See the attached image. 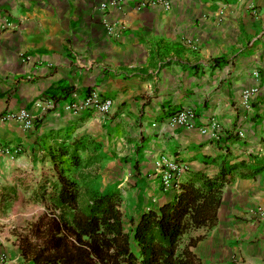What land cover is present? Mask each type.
<instances>
[{
	"label": "crops",
	"instance_id": "1",
	"mask_svg": "<svg viewBox=\"0 0 264 264\" xmlns=\"http://www.w3.org/2000/svg\"><path fill=\"white\" fill-rule=\"evenodd\" d=\"M108 1L0 0V115L41 116L28 131L0 122V142L23 149L15 160L0 156V195L12 187L25 198L10 208L0 199L5 264H34L21 255L17 234L44 209L32 193L49 152L75 144L80 164L64 158L63 168L98 193L118 191L134 222L175 195L160 188L161 154L185 167L181 183L191 173L211 178L231 169L217 221L193 230L200 238L193 251L201 264H264V219L246 215L264 208V170L246 176L264 163V0H170L169 10L140 11L128 0L107 13L128 27L118 41L107 38L97 9ZM249 88L259 91L244 103ZM92 90L112 99L108 116L76 118L60 108L71 93ZM188 107L194 128L168 124Z\"/></svg>",
	"mask_w": 264,
	"mask_h": 264
},
{
	"label": "trees",
	"instance_id": "2",
	"mask_svg": "<svg viewBox=\"0 0 264 264\" xmlns=\"http://www.w3.org/2000/svg\"><path fill=\"white\" fill-rule=\"evenodd\" d=\"M78 150L77 144L59 145L49 152L51 171L43 167L32 193L34 203L44 209L17 234V246L26 260L34 264H201L193 251L200 238L184 237L215 225L231 169L211 178L191 173L171 201L144 211L126 232L120 193H98L63 168L64 158L72 167L80 164ZM262 170L263 162L246 176ZM0 199L5 208L25 201L12 187L5 188Z\"/></svg>",
	"mask_w": 264,
	"mask_h": 264
},
{
	"label": "built area",
	"instance_id": "3",
	"mask_svg": "<svg viewBox=\"0 0 264 264\" xmlns=\"http://www.w3.org/2000/svg\"><path fill=\"white\" fill-rule=\"evenodd\" d=\"M128 0H110L98 5L97 9L102 14V23L108 39L112 41L121 40L127 33L128 27L126 23L120 18H108L107 13L111 8L120 9ZM162 7L169 10L171 7L170 0H135L134 9L136 11ZM4 27H9V21L6 16L2 19ZM258 88H249L243 91L242 98L244 103H249L258 93ZM39 109H43L42 102L36 104ZM113 101L110 98L103 97L96 92L90 91L89 94L79 96L71 93L61 103L60 108L72 117L79 118L81 115L88 117L95 115L108 116L110 114ZM41 116H34L26 110L18 112L5 111L0 115V122H17L24 131L34 129ZM195 111L192 108H182L177 110L169 117L167 122L174 127H181L185 129H192L195 127L194 123ZM212 128L217 129L218 124L212 119L210 121ZM237 136L244 138V132H237ZM23 152L20 145H13L10 143L0 142V156L7 157L10 160L17 159ZM157 174L159 178V185L163 192L173 191L176 193L179 190L180 177L185 170V167L179 164L173 155L161 154L155 162ZM246 215L252 223L260 222L264 219V208L255 207L248 208ZM5 255H0V264H5Z\"/></svg>",
	"mask_w": 264,
	"mask_h": 264
},
{
	"label": "rangeland",
	"instance_id": "4",
	"mask_svg": "<svg viewBox=\"0 0 264 264\" xmlns=\"http://www.w3.org/2000/svg\"><path fill=\"white\" fill-rule=\"evenodd\" d=\"M44 166V171H51V168H50V164L48 163L47 165H43ZM69 172V176L72 177L75 175V171H68ZM39 177V176H38ZM30 180V178L28 177V180H27V184L30 183L28 182ZM34 182V179H32V183ZM123 210V214H124V228H125V231L126 232H130L131 229L133 228V223H134V219L132 216H128L126 212H128L127 208H121ZM192 237H195V233L193 231L189 232L185 237L184 239L187 240L188 238H192ZM131 247L133 249V251H136V248L134 246V244L132 243L131 244Z\"/></svg>",
	"mask_w": 264,
	"mask_h": 264
}]
</instances>
